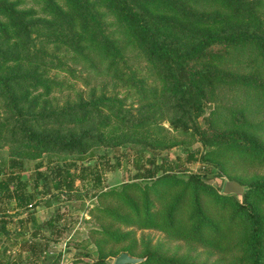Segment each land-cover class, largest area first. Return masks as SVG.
<instances>
[{
	"label": "rangeland",
	"instance_id": "rangeland-1",
	"mask_svg": "<svg viewBox=\"0 0 264 264\" xmlns=\"http://www.w3.org/2000/svg\"><path fill=\"white\" fill-rule=\"evenodd\" d=\"M9 1L33 16L50 18L54 14L51 0ZM55 1L68 9L65 0ZM215 5L217 2L213 1L211 7ZM106 7L101 5L108 29L120 26L125 35L116 14ZM256 9L259 19L255 27L264 31V1ZM6 18L0 12V21ZM3 37L0 28V38ZM48 47L54 50L55 45L49 43ZM56 51L66 55L65 62L71 65L72 71L59 67L48 69V75L61 79L62 84L49 93L42 87L35 90L34 93H42L37 99L38 106L46 104L45 100L48 106L53 102L63 105L79 99L78 94L87 98L92 93L100 95L104 91L125 98L129 118L112 117L106 126L98 125L95 119L104 140L87 153L41 148L11 138L2 128L0 167L6 173L10 170L8 158H19L21 162L16 169L25 183V190L33 197L31 203L18 205L15 198L0 196V264H113L121 251L144 257L135 264H253L245 248L250 231L248 218L235 215L232 222L228 221L238 207L235 200L243 202V194L223 193L222 187L226 179L240 181L264 226V194L259 195L253 183L256 180L264 182V151L257 154V150L243 147L205 144L191 129L175 127L170 122L172 102L162 94L157 66L132 42L125 51V61L120 63V72L93 66L91 62L95 61L77 58L66 45L59 46ZM211 62L220 72L207 87L208 96L204 98L203 112L196 123L208 131L211 128L245 131L255 135L260 148L264 149V87L246 81L247 78L264 81V52L257 43L245 41L227 46L223 55L215 56ZM8 65L10 62L2 63L4 68ZM126 77L134 82L126 83ZM6 101L0 87V121L8 119L6 122L10 125L11 110ZM190 151H197L196 159L189 158ZM148 157L157 163L165 161L174 165L170 173L174 175L173 180L152 184V179L135 177V159L149 165ZM102 159L107 162L100 168V182L94 181V172L86 168L84 174L76 177L73 194L54 192L51 169L56 164L68 165L75 171ZM37 169L48 174V178L40 177L36 183ZM192 174L195 176L191 179ZM196 179L198 184L204 183V188L198 185V193L202 200L206 199V211L214 213L210 220L214 229H206L201 238L189 229L198 220L188 222L186 219L192 205L183 208L177 226L171 227L164 221L173 197L187 181ZM126 183L130 185L124 186L126 191L123 192ZM150 185V210L154 212L151 225L138 219L124 199L128 193L143 205V189ZM189 186L192 188V184ZM114 208L119 210L120 216L111 211ZM31 243H38L37 249L30 247ZM262 262L264 264V257Z\"/></svg>",
	"mask_w": 264,
	"mask_h": 264
},
{
	"label": "trees",
	"instance_id": "trees-1",
	"mask_svg": "<svg viewBox=\"0 0 264 264\" xmlns=\"http://www.w3.org/2000/svg\"><path fill=\"white\" fill-rule=\"evenodd\" d=\"M65 1L69 5L68 9L51 0L54 14L48 18L33 16L25 9H18L13 1L0 0V12L7 16L6 21H0V28L5 35L0 38V87L5 93L12 118L10 125L6 122L8 119L0 121V131L5 128L11 138L41 148L92 152V148L104 140L99 123L106 126L111 123L112 117L129 118L125 98L103 91L100 95L92 93L87 98L78 94L79 99L66 101L63 105L53 102V105L48 106L49 103L45 100L46 104L38 106L37 99L42 93L34 92L42 87L45 93H49L55 86L62 84L61 79L48 75V69L59 67L72 71L71 65L65 62L66 55L56 51L59 46L71 48L77 58L95 61L96 63L91 62L93 66H104L107 70L114 68L120 72V63L125 61V51L132 42L157 66L162 81V94L172 102L173 117L170 122L175 127L191 129L205 144L243 147L250 151L257 150V154L264 151L255 135L239 129L211 128L208 131L206 127H200L196 123V118L203 112L204 98L208 96L207 87L212 79L216 80L220 72L211 59L222 56L227 46L245 41L257 43L264 52V31L255 27L259 19L256 8L264 0ZM213 1L217 5L211 7ZM102 4L116 14L118 21L124 26L125 35L120 26L108 29ZM10 29L11 35L14 33L12 36L9 34ZM49 43L55 45L54 50H49ZM77 58L73 60L77 61ZM3 62H10V65L4 68ZM250 80L264 87V81L246 79L247 82ZM125 82L134 80L126 77ZM95 119L98 125H95ZM63 122L66 123L65 126L61 125ZM196 152L190 151L189 158L196 159ZM8 160L9 171L5 173L0 167V173H3L0 177V196L15 198L18 205L31 203L33 194L25 190V183L21 181L16 169L20 165V159L11 156ZM147 161L149 165L141 159H135V177L152 179V184L169 183L173 180L174 175L170 173H173L174 165L165 161L157 163L151 157ZM105 162L106 159H102L75 171L68 165L56 164L51 169L54 192L73 194L76 190L75 179L86 168L94 172V181L100 182L99 172ZM36 174V183L40 177L48 178V174L39 169ZM194 176L192 174L191 179ZM198 183L196 179L184 184L167 205L164 221L171 227L177 226L182 218L183 208L192 205V211L186 219L188 222L195 218L198 220L189 229L197 238H201L206 229H214L210 223L214 213L206 211V199L202 200L198 193V185L204 188V183ZM253 183L256 192L263 195L264 182L256 180ZM191 184L192 188L189 186ZM128 185L130 183L123 184V192L126 191L124 186ZM151 186L143 189V205L128 193L124 198L128 206L135 210L137 218L150 225L154 220V212L150 210ZM248 198V191H244L243 202L235 200L238 207L228 221L232 222L235 215L248 218L250 231L245 239V248L250 253L253 264H263L264 226L258 209ZM111 211L120 216L117 208ZM223 222L225 223V219ZM29 245L37 249L35 247L38 243Z\"/></svg>",
	"mask_w": 264,
	"mask_h": 264
},
{
	"label": "water",
	"instance_id": "water-1",
	"mask_svg": "<svg viewBox=\"0 0 264 264\" xmlns=\"http://www.w3.org/2000/svg\"><path fill=\"white\" fill-rule=\"evenodd\" d=\"M244 191V185L241 184L238 180L236 179H226L224 181L223 187H222V192L223 193H235L237 195H242ZM144 257L142 256H135L127 251H121L113 261V264H125V263H130V264H135L140 261H142Z\"/></svg>",
	"mask_w": 264,
	"mask_h": 264
}]
</instances>
